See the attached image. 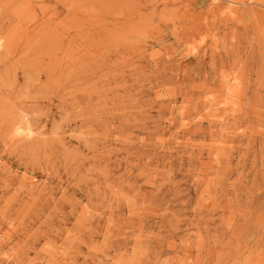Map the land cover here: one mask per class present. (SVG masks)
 I'll list each match as a JSON object with an SVG mask.
<instances>
[{
    "label": "rangeland",
    "instance_id": "1",
    "mask_svg": "<svg viewBox=\"0 0 264 264\" xmlns=\"http://www.w3.org/2000/svg\"><path fill=\"white\" fill-rule=\"evenodd\" d=\"M0 264H264V0H0Z\"/></svg>",
    "mask_w": 264,
    "mask_h": 264
}]
</instances>
